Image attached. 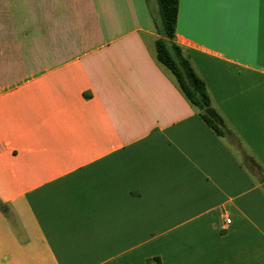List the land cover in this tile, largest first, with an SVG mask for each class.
<instances>
[{
    "label": "crops",
    "instance_id": "crops-1",
    "mask_svg": "<svg viewBox=\"0 0 264 264\" xmlns=\"http://www.w3.org/2000/svg\"><path fill=\"white\" fill-rule=\"evenodd\" d=\"M149 3L0 0V264H264V0H178L224 136Z\"/></svg>",
    "mask_w": 264,
    "mask_h": 264
},
{
    "label": "trees",
    "instance_id": "trees-1",
    "mask_svg": "<svg viewBox=\"0 0 264 264\" xmlns=\"http://www.w3.org/2000/svg\"><path fill=\"white\" fill-rule=\"evenodd\" d=\"M157 5L153 21L157 34L155 39L156 59L172 74L174 81L185 98L192 104L198 116L218 136L231 133L223 116L212 106L207 86L191 63L183 48L175 42V28L178 16V0H155ZM210 107L217 122L206 113ZM1 207V203H0Z\"/></svg>",
    "mask_w": 264,
    "mask_h": 264
},
{
    "label": "water",
    "instance_id": "water-1",
    "mask_svg": "<svg viewBox=\"0 0 264 264\" xmlns=\"http://www.w3.org/2000/svg\"><path fill=\"white\" fill-rule=\"evenodd\" d=\"M205 113L214 121L217 122V118L210 107L205 108Z\"/></svg>",
    "mask_w": 264,
    "mask_h": 264
},
{
    "label": "snow or ice",
    "instance_id": "snow-or-ice-1",
    "mask_svg": "<svg viewBox=\"0 0 264 264\" xmlns=\"http://www.w3.org/2000/svg\"><path fill=\"white\" fill-rule=\"evenodd\" d=\"M209 3L223 4L225 0H207ZM232 2H238V0H232Z\"/></svg>",
    "mask_w": 264,
    "mask_h": 264
},
{
    "label": "rangeland",
    "instance_id": "rangeland-1",
    "mask_svg": "<svg viewBox=\"0 0 264 264\" xmlns=\"http://www.w3.org/2000/svg\"><path fill=\"white\" fill-rule=\"evenodd\" d=\"M156 1L155 0H150L149 3V8L151 7L153 9V11H156Z\"/></svg>",
    "mask_w": 264,
    "mask_h": 264
},
{
    "label": "built area",
    "instance_id": "built-area-1",
    "mask_svg": "<svg viewBox=\"0 0 264 264\" xmlns=\"http://www.w3.org/2000/svg\"><path fill=\"white\" fill-rule=\"evenodd\" d=\"M225 222H226V223H229V222H230V219H229V218H227V219L225 220Z\"/></svg>",
    "mask_w": 264,
    "mask_h": 264
}]
</instances>
